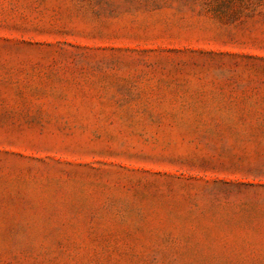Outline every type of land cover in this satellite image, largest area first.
Listing matches in <instances>:
<instances>
[{
  "label": "rangeland",
  "instance_id": "374dc122",
  "mask_svg": "<svg viewBox=\"0 0 264 264\" xmlns=\"http://www.w3.org/2000/svg\"><path fill=\"white\" fill-rule=\"evenodd\" d=\"M0 264H264V0H0Z\"/></svg>",
  "mask_w": 264,
  "mask_h": 264
}]
</instances>
